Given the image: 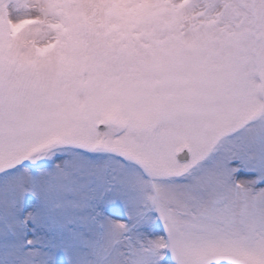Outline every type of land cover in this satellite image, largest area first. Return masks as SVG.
I'll list each match as a JSON object with an SVG mask.
<instances>
[{"label":"snow or ice","instance_id":"obj_1","mask_svg":"<svg viewBox=\"0 0 264 264\" xmlns=\"http://www.w3.org/2000/svg\"><path fill=\"white\" fill-rule=\"evenodd\" d=\"M0 264H264V0H0Z\"/></svg>","mask_w":264,"mask_h":264}]
</instances>
